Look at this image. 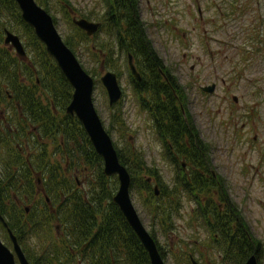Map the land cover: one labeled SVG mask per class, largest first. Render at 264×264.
I'll return each instance as SVG.
<instances>
[{
    "label": "trees",
    "instance_id": "16d2710c",
    "mask_svg": "<svg viewBox=\"0 0 264 264\" xmlns=\"http://www.w3.org/2000/svg\"><path fill=\"white\" fill-rule=\"evenodd\" d=\"M101 1L104 10L100 15L82 16H91L100 22L101 30L105 27L103 31L112 36L113 43L125 52L126 59L131 54L137 69H141V80H136L128 73L132 92L140 110L151 121L169 161L176 167V175L168 183L157 168L146 164L143 152L130 146L128 141L123 146L113 143L119 161L130 173V191L138 181L140 188L146 193L148 209L156 217L165 218L161 222L163 226L171 223L172 218L180 213L183 199L192 196L197 203L195 217L206 226L211 245L222 264H244L251 254H255L261 264L264 248L245 228L243 216L229 197L224 181L217 174L213 175L210 167V145L202 140L187 115V96L183 86L168 69H163L162 59L151 45L146 27L139 17L138 1ZM222 1L231 8L235 7L236 0ZM39 2L42 4L43 0ZM5 28L10 31L19 28L28 45L33 48L29 57L26 55L20 58L29 62V67L23 65V68L32 83L29 81L30 84L25 86L21 82L19 60L7 48L0 47V108L8 105L3 107L13 117L15 125L12 128L17 130L12 133L0 126V212L30 264H149L147 252L112 202L113 192L118 184L116 176L104 175L102 160L94 152L83 127L74 116L65 112L73 91L70 84L36 39L32 29L23 22L14 0H0V44ZM75 28L81 32L83 40L88 39L84 32ZM65 43L68 45L66 41ZM109 45V42L105 45H91L89 50L93 52L98 49L103 52ZM111 58L107 57L109 61ZM158 69L163 71L166 80ZM38 89L45 94H38ZM8 90H11L14 99L6 102ZM17 101L20 110L11 104ZM119 105L120 101L110 106L115 110L110 116L111 128L119 122L124 124ZM180 105L187 116L182 114ZM19 111L24 115L23 118L18 116ZM22 119L31 124L32 136H37L33 134V126L37 127L39 135L46 136L52 130L60 135V143L57 144L59 152L63 159L70 161L65 171L70 169L71 164L75 169L81 168L74 159L75 151L83 150V164H97L95 185H91L89 190L81 194L73 180H66L61 174V166L45 164L50 160L46 144H38L35 151L24 154L26 143L24 145L15 141L9 135L2 136L1 130L6 134L12 133L15 138L24 133L26 123L21 125ZM107 132L109 133L108 130ZM61 146L63 150L60 149ZM180 159L184 160L186 167L182 166ZM37 172H42V184L49 200L43 197L37 203L34 215H28L29 222L25 223L22 217L29 213L25 212V208H19L20 204L15 196H23L20 201L26 196L29 199L34 197L37 188L33 174ZM147 178L151 181H147ZM155 184L159 190L157 196L153 190ZM62 194L64 198L61 200ZM202 195L204 196L201 199ZM165 197L167 201H164ZM161 200L165 203L160 205L158 202ZM154 202L157 203L154 205ZM221 205L224 206L222 210L219 208ZM52 221L63 228L62 237L56 232L53 233L50 226ZM36 223L43 225L42 234L51 240L39 254L28 244L29 233L41 234ZM2 231L7 240L6 231L3 228ZM150 234L163 257L154 233ZM188 263L191 264L189 255Z\"/></svg>",
    "mask_w": 264,
    "mask_h": 264
},
{
    "label": "rangeland",
    "instance_id": "374dc122",
    "mask_svg": "<svg viewBox=\"0 0 264 264\" xmlns=\"http://www.w3.org/2000/svg\"><path fill=\"white\" fill-rule=\"evenodd\" d=\"M36 1L48 9L61 37L83 68L92 75L94 106L112 142L123 146L128 141L130 146L143 152L146 164L157 168L162 178L170 183L176 175V167L169 161L151 121L137 105L125 52L115 46L112 36L103 31L105 27L100 28L96 36H87L88 39L83 40L81 32L72 23L73 17L100 15L104 10L102 1L43 0L44 6L39 0ZM137 1L139 17L146 27L151 45L162 59L164 71L168 69L183 86L187 96V115L202 140L210 145L212 172L224 181L229 197L243 216L245 228L264 248V0H236L234 8L222 0ZM91 16L87 19L96 21ZM12 32L20 37L29 57L33 48L28 45L22 31L17 28ZM1 41L0 47L4 46L16 57L14 50L3 44V35ZM108 42L111 45L103 52L89 50L91 45H105ZM109 56L112 57L111 61L107 59ZM17 59L21 82L26 86L31 79L23 65L29 67V62ZM106 71L117 74L123 91L119 108L124 124L119 122L113 128L110 116L115 110L110 108L106 90L100 82L101 75ZM35 77L38 83V76ZM211 83H215L213 92L206 93L200 89ZM8 92L11 93V90ZM37 92L45 94L41 89ZM21 122L26 123V130L14 140L25 145L26 136L32 140L31 128L27 120L22 119ZM1 132L3 137H8L9 134ZM45 137L47 151L50 152L47 164L61 166V174L66 180L72 179L81 194L95 185L97 164H83V150H76L74 159L81 168L75 169L71 164L70 169L65 171L70 161L63 159L59 152L60 135L52 130ZM60 149L63 150V147ZM29 152L32 149L27 143L24 154ZM179 162L184 160L180 159ZM33 180L35 182V175ZM36 194L30 199L26 196L22 201L23 196H15L19 208L29 207V214L22 217L25 223L29 222L27 216L34 215L37 203L44 197ZM130 196L142 223L149 232L154 233L165 264H189V254L201 264H222L211 245L206 226L195 217L197 203L192 196L183 199L180 213L164 226L161 222L165 218L156 217L148 209L146 193L138 181L131 188ZM203 196H200L201 199ZM164 201H167L166 197ZM105 203L108 201L105 200ZM36 225L41 234L29 233L28 244L39 254L51 240L42 234L43 225ZM54 225L52 221L50 226L53 233ZM0 238L12 248L8 236L7 240L4 238L1 226ZM261 264H264V257Z\"/></svg>",
    "mask_w": 264,
    "mask_h": 264
},
{
    "label": "water",
    "instance_id": "95a60500",
    "mask_svg": "<svg viewBox=\"0 0 264 264\" xmlns=\"http://www.w3.org/2000/svg\"><path fill=\"white\" fill-rule=\"evenodd\" d=\"M20 9L23 21L33 28L36 37L45 45V50L51 56L56 65L72 87V94L65 112L71 116H76L91 143L94 151L102 158L103 173L106 176L116 175L118 188L112 197L113 203L118 206L126 222L137 236L141 245L147 252L149 264H165L156 242L141 222L130 197V173L121 164L114 148L111 136L106 131L101 118L99 117L93 101L94 80L84 70L80 62L63 42L59 35L51 15L35 0H15ZM72 22L86 35L94 34L100 26L99 22L89 21L85 18H73ZM4 43L14 48L18 56H25V49L19 36L5 29ZM128 66L131 73L137 80L141 77L136 70L131 54L128 55ZM100 81L106 90L109 105L116 103L121 95L122 89L115 72L106 71ZM215 84L202 86L201 90L207 93L213 92ZM236 101V97L233 96ZM182 114L183 106L180 105ZM184 166V163H182ZM150 181V178L147 179ZM154 194L158 195V186L154 185ZM0 224L7 232L12 248H9L0 238V264H30L23 252L16 236L8 226L6 220L0 213ZM192 264H200L192 257ZM244 264H258L254 254L250 255Z\"/></svg>",
    "mask_w": 264,
    "mask_h": 264
},
{
    "label": "flooded vegetation",
    "instance_id": "af4514ba",
    "mask_svg": "<svg viewBox=\"0 0 264 264\" xmlns=\"http://www.w3.org/2000/svg\"><path fill=\"white\" fill-rule=\"evenodd\" d=\"M13 99L14 98H13L12 94L9 93L8 91H6V102L12 101ZM13 105L17 106L18 110L21 109L18 101L15 102ZM4 106L8 107V105H4ZM18 116H21V118H23L24 115L21 113V111H19ZM10 117H11V120H10ZM14 123H15V121H13V117L11 115L9 116L3 110H0V125L3 128H7L8 131H12V133L13 132H16L17 130H15V129L12 128V126H13L12 124H14ZM21 125H23V124L21 123ZM28 127L31 128V124H29ZM33 128H34L33 134L34 135H37V136L35 137V136H32L31 135V139L32 140H30L28 137L26 138V144L29 143V148L32 149V152L35 151V148H36V146L38 144L44 145L45 144V140H46V137L45 136H43L41 134L40 135L38 134V132H37L38 129H37L36 126H33ZM25 130H26V128H25ZM12 133H9V135L12 136L11 138L14 140V135ZM30 133H31V130H30ZM61 148H62V146H61ZM45 164L47 165V163H45ZM41 173L40 172H37V173L33 174V175H35V183H36V188H37L36 189V191H37V194L36 195H38L40 193V195H43L45 197L47 195H45L46 193H45V189H44V184H42ZM63 198L64 197H63V194H62L61 195V200ZM47 199L49 200L48 197H46V200ZM219 208L222 210L224 208V206L221 205V206H219ZM25 212L26 213H29V207L28 206H25ZM62 229H63L62 227H60L59 225H56L55 224V232H56L57 235L59 234L58 236H60V237H62Z\"/></svg>",
    "mask_w": 264,
    "mask_h": 264
}]
</instances>
